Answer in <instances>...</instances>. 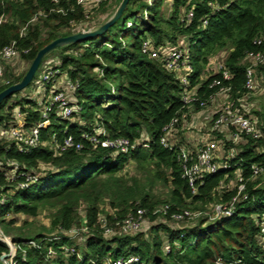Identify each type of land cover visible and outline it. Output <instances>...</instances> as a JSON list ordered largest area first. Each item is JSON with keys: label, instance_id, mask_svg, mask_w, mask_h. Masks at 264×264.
I'll return each instance as SVG.
<instances>
[{"label": "trees", "instance_id": "1", "mask_svg": "<svg viewBox=\"0 0 264 264\" xmlns=\"http://www.w3.org/2000/svg\"><path fill=\"white\" fill-rule=\"evenodd\" d=\"M170 3V14L166 17L163 14L166 0H154L151 5L145 0H130L120 20L103 35L55 49L60 56L59 69L74 87L73 96L81 111L73 117L76 122L51 115L48 127L41 131V142L50 143L56 137L62 143L66 136L72 135L76 142L83 143L80 152L69 149L57 154L49 146L40 145L25 153L14 144L0 142V162L5 166L0 169V198L5 199L0 203V229L3 231L5 226L18 230L17 234L3 231L15 249L16 264H112L130 257L138 259L134 264H264L257 224V217L264 214V176L254 178L252 171L253 165L264 166V154L256 150L259 144L254 146L249 141L231 161V169L206 177L197 194H193L182 177L177 152L161 144L163 129L185 111L180 85L161 62L143 52L147 40L151 41L153 52L167 43L178 46L186 38L193 82H200L210 59L226 52L225 64L233 75V93L235 96L237 92L243 93L246 66L242 61L250 52L264 51V0H171ZM107 5L105 1L98 9L106 12ZM189 10H193L194 16L190 25H185L181 17ZM1 14L6 19L0 25V50L16 42L20 58L31 66L39 51L65 38L56 35L61 29L85 22L90 13L75 0L58 3L8 0L4 7L0 6ZM118 24L120 30L116 31L114 27ZM26 26V36L21 37L20 32ZM259 39L262 44H254ZM26 50L28 53H24ZM258 72L264 74V66ZM26 74L7 79L9 83L0 86V93L21 83ZM210 82H202L201 94L205 97L212 93L207 89ZM18 94L2 102L0 125L12 120L6 109ZM17 108L25 115L28 128L42 119L32 99L17 100L10 107L11 112ZM79 121L85 127H80ZM97 126L107 137L128 139L136 148L129 154L94 148L82 139V134H92ZM145 137L148 148L142 146ZM130 160L149 186L159 183L171 188L168 215L153 214L159 205L153 202L145 186L140 187L137 178L130 183L119 175ZM9 162L21 167L14 179L6 176ZM42 165L52 170L40 172ZM237 169L246 181L248 198L236 205L231 217L213 221L203 217L175 230L160 224L152 227L149 234L119 235L107 240L100 223L104 200L110 199L112 208L118 210L115 216L106 215L112 227L140 208L147 211L145 216L151 221L158 218L173 221L171 216L175 213L208 212L214 204L230 202L237 188L221 190V187L230 185ZM23 170L45 176L21 189L19 185L26 181L20 175ZM83 204L87 240L84 248H80L75 237L67 234L81 225L78 208ZM42 211H50L51 223L40 232L31 223L18 226L14 218L8 219L11 216L35 219ZM9 253V246L0 241V258Z\"/></svg>", "mask_w": 264, "mask_h": 264}, {"label": "built area", "instance_id": "2", "mask_svg": "<svg viewBox=\"0 0 264 264\" xmlns=\"http://www.w3.org/2000/svg\"><path fill=\"white\" fill-rule=\"evenodd\" d=\"M8 0H0V6L4 7ZM107 0H75L78 6L83 8L98 7ZM151 5L154 0H145ZM58 3L59 0H53ZM60 12H63L62 10ZM193 10H189L181 17V22L190 25L193 19ZM5 15H0V25L5 21ZM132 24L129 22L128 27ZM27 26L24 27L20 36L25 37ZM85 32V31H84ZM187 41L186 38L180 40L179 44ZM178 44V45H179ZM261 45L262 39L254 42ZM151 41H145L143 52L149 54L151 58L161 62L169 73L175 76L181 88V99L183 103L182 114L174 118L164 129L161 137V144L170 150L177 152V160L179 162L182 177L188 181L189 187L193 194H197L198 186L203 185L205 178L216 175L222 169L228 170L232 168L231 161L236 158L242 148L249 141L257 147V152L264 154V127L261 128V120L255 115V76L260 66H264V51L248 53L242 64L246 66V80L244 83V92L233 93L232 80L233 75L225 64L226 53L223 52L216 57L210 59L204 73L200 78V82H193V68L188 59V53L178 46L167 43L162 48L150 52ZM20 50L16 42L5 46L0 50V86L8 84L5 79L3 62L20 57ZM28 53V50L24 51ZM223 56V58H222ZM60 66V65H59ZM54 65L50 67L48 64L43 65L40 78L35 82V94L38 96L34 101L37 104V111L41 113L42 119L39 123L32 127L25 126V115L20 109H16L10 121V129H8V138L11 144H14L20 152H28L40 145L47 146V143L41 142V131L48 127L51 115L61 120L70 121L74 116L79 115L81 108L76 103L75 98H69L68 93L56 87L58 79L63 75L60 67ZM211 82L207 85V89L212 92L208 97L201 94L202 82ZM68 91L74 93V87L67 78ZM48 91V93H47ZM80 127H85L83 122H78ZM204 131L205 134L202 142L197 146L191 147L187 140L188 131ZM5 136L4 131L1 133ZM102 137V138H101ZM82 139L88 141L94 148L102 147L109 149L115 154H129L136 148L128 139L116 138L111 139L106 136L105 131L100 127H95L92 134H82ZM50 149L57 154H61L69 149H75L80 152L83 149L81 141L76 142L72 135L66 136L63 142H59L56 137L52 138V142L48 143ZM142 146L148 148V140L142 139ZM260 150V151H259ZM0 162V169L4 168ZM8 171L6 176L14 179L21 170L16 162L7 163ZM24 171V170H23ZM253 177L264 176V166H252ZM26 178L25 183H21L19 188L25 189L37 183L41 175L33 171H24L20 174ZM236 178L232 180L230 185L223 184L222 189L232 190L237 188L236 196L228 203L214 204L211 211H184L175 213L171 216L173 221L182 222L184 220H199L203 217H209V221L224 217L229 218L233 215L236 205L246 200V181L241 170L235 172ZM228 178V177H226ZM220 190V191H221ZM5 202L4 198H0V203ZM209 207V208H210ZM170 206L163 204L156 208L154 215H168ZM147 211L145 209H137L135 213H130L124 220L117 222L116 226L122 228L125 234L137 233L141 224L144 223ZM105 234L114 231L108 226L106 218L100 219ZM257 224L260 227V241L264 249V214L257 217ZM0 241L10 244V256L5 261L0 259V264H16L15 249L11 244L10 238L6 237L0 229ZM138 262L135 257L127 260L117 261L112 264H134Z\"/></svg>", "mask_w": 264, "mask_h": 264}, {"label": "rangeland", "instance_id": "3", "mask_svg": "<svg viewBox=\"0 0 264 264\" xmlns=\"http://www.w3.org/2000/svg\"><path fill=\"white\" fill-rule=\"evenodd\" d=\"M171 0H166V4L163 7V14L168 17L170 14V10H171ZM119 0H107V11L106 12H101V10L98 9V7H89L87 8L89 14V18L81 23V24H75L73 25V27L71 29H61L56 35L58 37H66V36H70L71 34H79V33H83L85 32H89V31H94L97 30L99 27H101L103 24H105L116 12L117 6H118ZM38 21V19H37ZM36 21V22H37ZM114 29L116 31L120 30V24H118L116 27H114ZM49 33V32H48ZM179 48H182L186 53H187V41H183L182 43H180L178 45ZM57 50V49H56ZM53 50L51 51L44 59L43 62L46 63V61L48 60L49 63H47L50 67H54L55 64H58L60 61V56L58 51ZM226 53V52H225ZM223 58V56H222ZM225 60L227 58V53L226 56L224 57ZM50 60V61H49ZM42 62L41 67L39 68V70L37 71L34 80L32 81V83L26 88L24 89L22 92H20L18 95H16L10 102H9V108L6 109L7 113H11V118L12 115L14 114V110L13 112H11L10 107H12V105H14V103L17 100H21L22 98H29L32 99L33 101H35L37 99V95L35 94L34 90H31L32 87L33 89L36 88V85L34 87L35 82L40 78L41 72H42V68L44 63ZM61 65V63H60ZM30 63L27 61L22 60L20 57L18 58H14L12 60L9 61H4L3 62V69L5 72V79H9L11 80L13 77H18V76H22L24 75L26 72H28L29 68H30ZM65 93H68L69 98L73 99V93L71 91L66 90ZM19 109V108H17ZM255 115L259 116L260 120H261V128L263 129L264 127V88L261 90V92L259 94H257V96L255 95ZM2 116H4V113H2ZM73 122H76L77 120L73 119ZM8 129H10V123L9 122H4L3 124L0 125V142H6V143H11L8 138ZM4 131L5 136H2L1 133ZM204 132V131H202ZM202 132H200V134H202ZM205 133V132H204ZM203 133V134H204ZM210 134L209 132L205 133ZM145 139H147L145 137ZM47 146L50 147V145L47 143ZM260 151V150H259ZM52 170V168L47 167L45 165H42L40 167V172H44L46 173L47 171ZM41 177H44L45 175L40 174ZM120 176L124 177L125 179H127L130 183H131V179L133 178H137L139 183H140V187L143 189V187H146L147 192L150 193V197L153 200L154 203H157L156 205H163V204H167L170 203V199H171V188L168 185H163V184H156L155 186H149L148 183L145 181L143 175H141L140 171L138 170V168L136 167L135 162L133 161H129L126 163V165L124 166L123 170L119 173ZM111 200L110 199H106L104 200L103 204H101V210L102 213L100 215L101 219L106 218V215H111V216H115V214H117L118 210L113 209L111 206ZM85 207L86 205L83 204L78 208V212L79 215L81 217V227L77 226L76 229H74V231H71L69 234V236L75 237L74 240L76 241V243L78 244V246L80 248H84L85 243H86V229L84 228L83 223L84 218H85ZM206 211H208L210 213L211 211V207L208 208ZM15 219L17 221L18 226H22L24 223L28 222L33 224L34 226V230L39 231L40 229H42V227H49L50 223H51V219H50V211H42L41 214L35 218H28L25 216H18V217H13L11 216L8 219ZM107 219V218H106ZM145 221L143 224H141V227L139 228V231H137V233H145V234H149L150 230L152 227H155L157 225H166L168 226L170 229L175 230V229H179L180 227L183 226H188L189 224H192L193 220H184L181 223H177V222H173V221H164L162 218H158L156 221H151L149 220L148 217L144 218ZM108 226L110 228H112L114 231H112L110 234H106V237L109 239H112V237L115 236H119V235H133V234H137V233H132V234H125L122 230V228H120L119 226H110L109 222H108ZM33 227L31 229H33ZM28 228V227H26ZM3 231L7 232L10 229L2 226ZM2 231V232H3ZM42 231V230H40ZM39 231V232H40ZM10 233H18V230H10ZM28 233V232H27ZM34 234V233H33ZM36 234V233H35ZM28 235V234H27ZM163 238L165 239V241H167L166 239V235L164 233H162ZM167 243V242H166Z\"/></svg>", "mask_w": 264, "mask_h": 264}, {"label": "water", "instance_id": "4", "mask_svg": "<svg viewBox=\"0 0 264 264\" xmlns=\"http://www.w3.org/2000/svg\"><path fill=\"white\" fill-rule=\"evenodd\" d=\"M130 0H122L121 4L117 8L114 15L101 27H99L97 30L89 31V32H83L79 34H75L69 37L65 38H59L43 48L39 53L37 54L36 58L31 64V67L29 68L27 74L23 78L21 83L15 84L6 90H4L2 93H0V106L4 100L7 98L14 96L17 93L22 92L24 89H26L34 80L35 75L39 68L41 67V64L43 62V59L53 50L57 49L58 47H62L68 44L72 43H80L87 41L92 38L99 37L106 33L111 27H113L122 17L124 11L126 10ZM5 243L4 241H2ZM7 244V243H6ZM10 248V244H7ZM11 249V248H10ZM10 254H4L0 259L2 261H5L7 258H9Z\"/></svg>", "mask_w": 264, "mask_h": 264}, {"label": "crops", "instance_id": "5", "mask_svg": "<svg viewBox=\"0 0 264 264\" xmlns=\"http://www.w3.org/2000/svg\"><path fill=\"white\" fill-rule=\"evenodd\" d=\"M43 63H44V65H46L49 62L47 60L46 63L45 62H43ZM55 65L59 66L60 62L58 64H55ZM255 83H256L255 95L257 96V94H259L261 92V90L264 88V74L257 72L256 76H255ZM56 87L60 88L63 91L68 90V88H67V75L65 73H63V75L58 79V81L56 83ZM31 90L35 91V89H33V87ZM47 93H48V91H47ZM72 98L74 99V96ZM200 132H202V131H199V130L191 131V130H189L188 133H185L187 135V138H188L187 140L190 142L191 147L197 146L198 144H200L202 142V139H204L203 132H202V134H200Z\"/></svg>", "mask_w": 264, "mask_h": 264}]
</instances>
